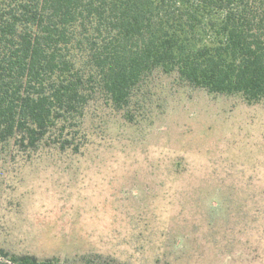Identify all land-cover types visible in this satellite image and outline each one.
Returning <instances> with one entry per match:
<instances>
[{
    "label": "rangeland",
    "instance_id": "rangeland-1",
    "mask_svg": "<svg viewBox=\"0 0 264 264\" xmlns=\"http://www.w3.org/2000/svg\"><path fill=\"white\" fill-rule=\"evenodd\" d=\"M83 145L0 142V248L64 264H264V99L155 70Z\"/></svg>",
    "mask_w": 264,
    "mask_h": 264
},
{
    "label": "trees",
    "instance_id": "trees-1",
    "mask_svg": "<svg viewBox=\"0 0 264 264\" xmlns=\"http://www.w3.org/2000/svg\"><path fill=\"white\" fill-rule=\"evenodd\" d=\"M157 69L263 100L264 0H0V142L78 151L94 96L132 121ZM0 264L64 263L0 248Z\"/></svg>",
    "mask_w": 264,
    "mask_h": 264
}]
</instances>
